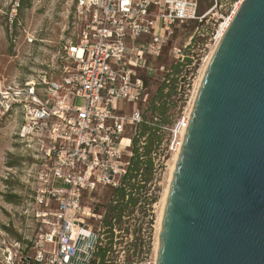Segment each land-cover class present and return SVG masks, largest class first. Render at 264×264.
Wrapping results in <instances>:
<instances>
[{
    "label": "built area",
    "instance_id": "2783aa9c",
    "mask_svg": "<svg viewBox=\"0 0 264 264\" xmlns=\"http://www.w3.org/2000/svg\"><path fill=\"white\" fill-rule=\"evenodd\" d=\"M75 12L84 26L64 47L67 62L60 74L45 73L12 91L0 86V114L21 107L20 136L31 138L45 167L35 201L53 209L39 214L52 215L53 222L34 254H15L10 264L98 263L103 235L87 224L91 207L83 193L119 188L126 201L144 194L154 207L155 188L171 167V138L180 139L178 149L189 125L191 112L171 123V91L178 108L187 103L199 59L191 62L188 45L172 47L175 66L158 59L172 26L206 18L199 0H75ZM153 81L160 86L151 97Z\"/></svg>",
    "mask_w": 264,
    "mask_h": 264
},
{
    "label": "water",
    "instance_id": "95a60500",
    "mask_svg": "<svg viewBox=\"0 0 264 264\" xmlns=\"http://www.w3.org/2000/svg\"><path fill=\"white\" fill-rule=\"evenodd\" d=\"M155 264H264V0H243L194 100Z\"/></svg>",
    "mask_w": 264,
    "mask_h": 264
},
{
    "label": "rangeland",
    "instance_id": "374dc122",
    "mask_svg": "<svg viewBox=\"0 0 264 264\" xmlns=\"http://www.w3.org/2000/svg\"><path fill=\"white\" fill-rule=\"evenodd\" d=\"M240 0H199V14L206 18L176 23L164 46L158 64L175 66L171 57L174 46L188 45L186 51L191 62L199 59L201 71L191 90L187 103L179 107L178 95L171 91V123L190 114L198 82L209 55L215 48V38ZM84 26L83 18L75 12V0H0V86L3 92L16 89L27 80L37 79L45 73L60 74L67 61L64 47L75 41ZM160 86L151 82V97ZM9 100H13L9 97ZM5 102V106L6 103ZM82 103V100H78ZM189 112V113H188ZM25 125L22 109L14 105L0 114V264H10L15 254L32 256L42 234L52 226V215L39 216L46 210L35 196L44 184L45 167L37 159L38 152L31 138L20 136ZM179 138H171L174 151L171 167L164 181L155 191L159 195L154 207L147 206L144 194L135 200L125 213L120 225L113 227L111 253L105 264H124L130 257L132 264H155L159 237L163 197L169 183ZM129 145L130 141H124ZM154 192V191H153ZM112 193L107 188L85 196L86 221L103 235V245L109 242L103 217ZM95 209H98L95 210ZM150 209V210H149ZM151 245V251L149 250Z\"/></svg>",
    "mask_w": 264,
    "mask_h": 264
},
{
    "label": "trees",
    "instance_id": "16d2710c",
    "mask_svg": "<svg viewBox=\"0 0 264 264\" xmlns=\"http://www.w3.org/2000/svg\"><path fill=\"white\" fill-rule=\"evenodd\" d=\"M166 111H167L166 107L162 108L159 112V115L163 116ZM144 129H146V128H144ZM99 189H101V188H98V189L93 190V191H85L83 193V202L85 200L86 194L96 192ZM107 189H109L112 193L110 201L108 202V204H98L97 206L100 207L101 205H104L106 207L105 211H104L105 214H104L102 221L104 222V225L108 229L107 232L110 235L108 237L109 242L105 246L99 248V250L97 252V258H98L99 262L97 263L96 261H94L93 264H105V261H106L107 255H108V251H110L111 245L113 243L114 232L112 229L115 225H117V226L120 225L125 213H128L130 206L134 205V203H135L133 198H129L128 201L125 200L126 193L123 190H121L119 188H117V189L107 188ZM113 197H117L119 199V203L113 204ZM95 210L98 211V209H95ZM148 251H151V245H149ZM125 264H132L130 257L126 258Z\"/></svg>",
    "mask_w": 264,
    "mask_h": 264
},
{
    "label": "bare ground",
    "instance_id": "6f19581e",
    "mask_svg": "<svg viewBox=\"0 0 264 264\" xmlns=\"http://www.w3.org/2000/svg\"><path fill=\"white\" fill-rule=\"evenodd\" d=\"M242 1H243V0H240V1L236 4L234 10L232 11V14H231L230 16H228V17L226 18V21L223 22L222 25H221V28H220V30H219V32H218V35H217V43H216V46H215V48L212 50L211 54L209 55V57H208V59H207V62H206L205 67H204V69H203V73H202L201 78H200V80H199V82H198V85H197V89H196V93H195V96H194V99H193V103H194V100H195V98H196L197 91H198V88H199V86H200V84H201V81H202V79H203V76H204V74H205V72H206V69H207V67H208V65H209V63H210V60H211V58H212L214 52H215V49H216V47H217V45H218L220 39L222 38V36H223L225 30L227 29V27L229 26L231 20L233 19V16L235 15V13H236V11L238 10V8H239V6H240V4H241ZM193 103H192V106H193ZM192 106H191L190 112H191V110H192ZM184 137H185V135H184ZM184 137H183V140H184ZM126 141H127V140H126ZM182 145H183V141H181L180 146L178 147L177 152H176V154H175V156H174V159H173L174 162H173V165H172V168H171V173H170L169 183H168V185H167V188H166V191H165V194H164V197H163V207H162V211H161V215H160L161 217H160V222H159V223H160V228H161V224H162V219H163V214H164V210H165V205H166L167 198H168V194H169V191H170L171 182H172V179H173V175H174V172H175L176 164H177V161H178V158H179V154H180V152H181ZM159 231H160V230H159ZM159 233H160V232H159ZM158 242H159V237H158V241H157V244H156V245H157V247H156V255H157V250H158Z\"/></svg>",
    "mask_w": 264,
    "mask_h": 264
}]
</instances>
